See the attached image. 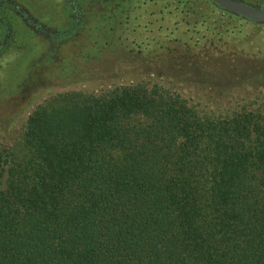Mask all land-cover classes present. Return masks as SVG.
I'll return each mask as SVG.
<instances>
[{
    "label": "trees",
    "instance_id": "1",
    "mask_svg": "<svg viewBox=\"0 0 264 264\" xmlns=\"http://www.w3.org/2000/svg\"><path fill=\"white\" fill-rule=\"evenodd\" d=\"M76 96L0 149V264H264V107Z\"/></svg>",
    "mask_w": 264,
    "mask_h": 264
},
{
    "label": "rangeland",
    "instance_id": "2",
    "mask_svg": "<svg viewBox=\"0 0 264 264\" xmlns=\"http://www.w3.org/2000/svg\"><path fill=\"white\" fill-rule=\"evenodd\" d=\"M74 1L0 0V149L18 146L38 107L117 86L162 87L202 114L264 107V23L208 0L183 13L178 0Z\"/></svg>",
    "mask_w": 264,
    "mask_h": 264
},
{
    "label": "flooded vegetation",
    "instance_id": "3",
    "mask_svg": "<svg viewBox=\"0 0 264 264\" xmlns=\"http://www.w3.org/2000/svg\"><path fill=\"white\" fill-rule=\"evenodd\" d=\"M184 1L185 0H178V7L181 9V13H183V5H184ZM212 5L217 6L214 2H212L211 0H208ZM232 1H236L242 4H245L247 6L253 7V8H262L264 7V0H232ZM68 4L70 5V7L73 10H78L77 7V3H75L74 0H67ZM17 13L20 14V16L22 17V19L25 21V23L28 24L29 27H31L34 31L39 32V33H44L47 34V37L49 38H53V39H58L57 36H59V34H57V31H50L49 29L44 28L40 23H38L36 20L32 19L31 17L25 16V13L19 9L18 7H16ZM75 10V11H76ZM77 16H75L76 18ZM77 22L76 19H74L72 21V23H74L73 25H71L67 30L69 29H73L75 26V23ZM67 30H64L61 32V35H66Z\"/></svg>",
    "mask_w": 264,
    "mask_h": 264
},
{
    "label": "water",
    "instance_id": "4",
    "mask_svg": "<svg viewBox=\"0 0 264 264\" xmlns=\"http://www.w3.org/2000/svg\"><path fill=\"white\" fill-rule=\"evenodd\" d=\"M221 9L254 23H264V7L253 8L232 0H211Z\"/></svg>",
    "mask_w": 264,
    "mask_h": 264
}]
</instances>
